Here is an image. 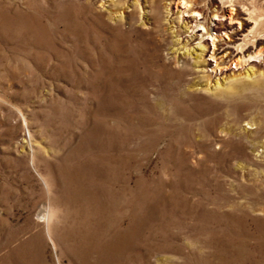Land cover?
Wrapping results in <instances>:
<instances>
[{
    "label": "rangeland",
    "instance_id": "1",
    "mask_svg": "<svg viewBox=\"0 0 264 264\" xmlns=\"http://www.w3.org/2000/svg\"><path fill=\"white\" fill-rule=\"evenodd\" d=\"M185 1L0 0V264H264V0Z\"/></svg>",
    "mask_w": 264,
    "mask_h": 264
},
{
    "label": "bare ground",
    "instance_id": "2",
    "mask_svg": "<svg viewBox=\"0 0 264 264\" xmlns=\"http://www.w3.org/2000/svg\"><path fill=\"white\" fill-rule=\"evenodd\" d=\"M185 3H187L189 6H191V8H190V10H192V11H197V10H195V8H193L194 6H197V3L194 1V0H186L185 1ZM168 6L169 5H166L165 4V8L166 9H168ZM177 42H178V45L181 43V41H179V40H177ZM200 45V47H202L201 46V44H199ZM178 49H183L184 50V55L186 56V57H189V56H191V51L186 47V42L185 43H183L182 45H181V47H177V49L175 50V55H177V50ZM224 54H226L225 56L224 55H222V57H227L228 56V52H225ZM255 54H257L258 56L259 55H263L264 54V48H261L260 47V49H258L257 51H255ZM182 55V54H181ZM178 56H180V55H178ZM196 57H198V56H196ZM215 57V56H214ZM222 57H220V58H222ZM196 63V62H195ZM249 126L248 127H244V132L245 133H247V134H249V133H252V132H254V131H256V130H258L259 129V125L256 123V121H254V119H251V120H249V121H247L246 122ZM257 162L258 163H261V162H264V154H261V156H260V158H259V160H257ZM46 211V210H45Z\"/></svg>",
    "mask_w": 264,
    "mask_h": 264
}]
</instances>
